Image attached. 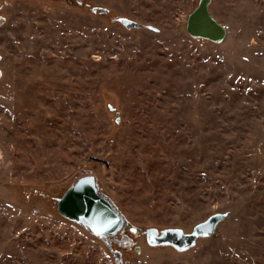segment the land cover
Wrapping results in <instances>:
<instances>
[{"label": "rangeland", "instance_id": "obj_1", "mask_svg": "<svg viewBox=\"0 0 264 264\" xmlns=\"http://www.w3.org/2000/svg\"><path fill=\"white\" fill-rule=\"evenodd\" d=\"M196 3L0 0V264H264V0H212L219 44ZM84 175L128 222L110 250L57 212ZM228 209L186 253L144 241Z\"/></svg>", "mask_w": 264, "mask_h": 264}, {"label": "water", "instance_id": "obj_2", "mask_svg": "<svg viewBox=\"0 0 264 264\" xmlns=\"http://www.w3.org/2000/svg\"><path fill=\"white\" fill-rule=\"evenodd\" d=\"M212 0H197L195 7L188 13L185 22L186 33L195 39L211 43H221L227 34L226 28L210 12ZM3 6L0 5V12ZM96 12L98 8L92 7ZM107 15L108 11L102 9ZM4 19L0 15V19ZM110 23H120L127 30L148 29L159 33L160 29L151 24H144L127 17L108 16ZM108 107L113 110L112 105ZM114 122L120 124V112L114 110ZM57 212L64 218L80 224L98 238L116 235L128 222L116 206L102 194L97 186L94 175H84L78 178L57 200ZM233 209L210 214L188 229L182 226L156 227L144 229V241L151 248L169 247L178 253H186L196 248L198 244L217 233L218 226L224 222ZM139 251V247L136 248Z\"/></svg>", "mask_w": 264, "mask_h": 264}, {"label": "trees", "instance_id": "obj_3", "mask_svg": "<svg viewBox=\"0 0 264 264\" xmlns=\"http://www.w3.org/2000/svg\"><path fill=\"white\" fill-rule=\"evenodd\" d=\"M204 42V41H203ZM32 195H34V194H28L26 197L25 196H23V195H21L22 196V198L24 199H26V201H28V202H31L34 198H36L38 195H40L36 190H35V195L34 196H36V197H31ZM59 214V213H58ZM60 215V214H59ZM128 226V225H127ZM130 230L131 231H133V232H135L136 231V229L135 228H130ZM120 234H122V231H119L116 235H120ZM116 235H113V236H116ZM105 245V247H107L109 250H110V243L109 244H107V243H105L104 244Z\"/></svg>", "mask_w": 264, "mask_h": 264}, {"label": "flooded vegetation", "instance_id": "obj_4", "mask_svg": "<svg viewBox=\"0 0 264 264\" xmlns=\"http://www.w3.org/2000/svg\"><path fill=\"white\" fill-rule=\"evenodd\" d=\"M2 11H3V8H2V10H1V12H0V15H1ZM4 21H5V18H4V19L1 18V19H0V25H3ZM0 75H1V73H0ZM107 238H109V237H107ZM107 238H102V239L104 240L105 243L108 244L109 241L107 240ZM116 256L119 257V254L117 253Z\"/></svg>", "mask_w": 264, "mask_h": 264}]
</instances>
